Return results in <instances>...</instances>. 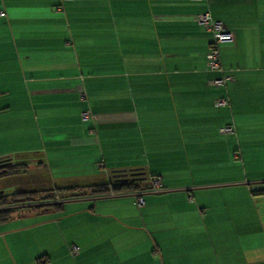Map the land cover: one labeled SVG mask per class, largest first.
<instances>
[{
    "label": "crops",
    "instance_id": "1",
    "mask_svg": "<svg viewBox=\"0 0 264 264\" xmlns=\"http://www.w3.org/2000/svg\"><path fill=\"white\" fill-rule=\"evenodd\" d=\"M0 12V157L39 158L61 186L141 170L161 183L13 215L0 264H264V0H0ZM203 12L233 34L222 72L207 69Z\"/></svg>",
    "mask_w": 264,
    "mask_h": 264
},
{
    "label": "trees",
    "instance_id": "2",
    "mask_svg": "<svg viewBox=\"0 0 264 264\" xmlns=\"http://www.w3.org/2000/svg\"><path fill=\"white\" fill-rule=\"evenodd\" d=\"M4 164V165H2ZM39 169L34 173L33 177L43 180V187L38 189L16 188L15 191L5 192L0 187V223L6 222L10 217L21 211H45L54 209L60 211L62 205L61 194H68V198L78 195H106L117 194L129 191L146 189L148 187L146 180L149 179L150 188L151 177L144 171H137L138 179H132L130 171H125L127 179L116 180L110 178L107 182L92 184L87 186H61L52 182L49 172L44 168L42 161L37 163ZM28 163L25 161H17L10 156L0 157V181H11L13 178L26 173L31 174L32 171L27 168ZM121 176V175H120ZM32 177V178H33ZM141 183V184H139ZM264 192V191H261ZM67 199V198H66ZM137 204V203H136ZM140 206V205H138Z\"/></svg>",
    "mask_w": 264,
    "mask_h": 264
},
{
    "label": "built area",
    "instance_id": "3",
    "mask_svg": "<svg viewBox=\"0 0 264 264\" xmlns=\"http://www.w3.org/2000/svg\"><path fill=\"white\" fill-rule=\"evenodd\" d=\"M1 14V12H0ZM196 23L205 29L206 31L211 33V42L209 45V50L206 55V65L209 71L222 72V68L220 65V57L218 48L220 45L225 43H230L233 41V34L230 30L226 29L223 22L221 20L213 19L208 12H203L195 17ZM226 79H229V76L222 75L213 79L211 82L214 85H224ZM81 98L84 97V94H81ZM227 100L223 97H220L215 100L216 106H224L226 105ZM81 118L83 120L93 119L94 115L90 111V109H85L81 111ZM220 133H228L233 131V127L231 125L223 126L218 129ZM102 166V164H100ZM151 186L152 189L158 190L161 187L160 180L157 177H151ZM137 205L143 204L142 198H136ZM69 251L72 255H75L78 251L77 245L73 244L69 247Z\"/></svg>",
    "mask_w": 264,
    "mask_h": 264
},
{
    "label": "rangeland",
    "instance_id": "4",
    "mask_svg": "<svg viewBox=\"0 0 264 264\" xmlns=\"http://www.w3.org/2000/svg\"><path fill=\"white\" fill-rule=\"evenodd\" d=\"M32 160H33L32 162L25 161V163H28L27 168L30 169V171H32L31 174L26 173L23 175H19V176L13 178V180H11V181H6V180L0 181V187H2L5 192L15 191L16 188H19V187L20 188H23V187L24 188H30V189H38L40 187H43V184H41V182L43 181V180H41L42 178L39 179L38 177H33L34 173L38 174L36 169H39V168H38V165H36V164L39 163L40 160H39V158H33ZM60 196H61L60 198H62V199H58V200H61V201L68 198V194H61ZM72 197H75V196H72ZM41 216L43 219L50 217L48 214H44Z\"/></svg>",
    "mask_w": 264,
    "mask_h": 264
},
{
    "label": "water",
    "instance_id": "5",
    "mask_svg": "<svg viewBox=\"0 0 264 264\" xmlns=\"http://www.w3.org/2000/svg\"><path fill=\"white\" fill-rule=\"evenodd\" d=\"M2 165H4V164H2ZM137 171H131L130 172V176H131V178L132 179H138V177H136L137 175ZM121 175V176H120ZM115 176V178H116V180H121V179H127V177H126V173H121V174H116V175H114ZM0 192H2V190H0Z\"/></svg>",
    "mask_w": 264,
    "mask_h": 264
}]
</instances>
